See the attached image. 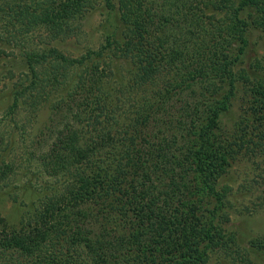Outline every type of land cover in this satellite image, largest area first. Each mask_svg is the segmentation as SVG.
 Listing matches in <instances>:
<instances>
[{"label":"trees","instance_id":"16d2710c","mask_svg":"<svg viewBox=\"0 0 264 264\" xmlns=\"http://www.w3.org/2000/svg\"><path fill=\"white\" fill-rule=\"evenodd\" d=\"M115 1L0 4L1 35L28 48L29 107L51 100L53 89L66 95L50 105L28 159L47 176L71 177L66 195L55 191L27 224L0 218V264H207L213 251L217 264H264V236L243 243L223 228L227 220L215 223L225 208L215 185L232 164L251 162L263 182L255 187L264 185V62L243 78L233 73L252 53L248 27L264 34V0ZM213 4L229 17L207 15ZM95 11L115 20L98 51L71 59L25 43L39 27L48 40L75 33ZM118 61L132 71L124 85L111 80ZM41 66L46 74L37 75ZM238 86L252 127L240 115L221 125ZM22 91L13 92L14 107ZM120 99L129 109L104 121ZM15 172L0 161V181Z\"/></svg>","mask_w":264,"mask_h":264},{"label":"rangeland","instance_id":"374dc122","mask_svg":"<svg viewBox=\"0 0 264 264\" xmlns=\"http://www.w3.org/2000/svg\"><path fill=\"white\" fill-rule=\"evenodd\" d=\"M7 1L10 0H0V4ZM117 2L118 0L115 1V5ZM205 12L220 22L230 15V10L218 8V4L208 7ZM246 12V9L241 11L240 16L245 17ZM106 23H111L112 27L115 26L114 15L107 11H95L81 22L75 33H68L54 40H48V32L43 27H39L37 32L28 34L29 38H25V43L33 42L31 46L33 53H48L49 49L55 48L59 54L66 58L79 59L85 54V50H99L108 34L109 29L103 28ZM0 25L2 26V23ZM246 37L250 44L248 50L250 52L252 50V53L246 56L247 58L242 61L241 66L233 69L236 79L245 77V71L251 63L259 65L264 62V34L261 29L248 27ZM22 47L20 43L14 44L12 47V44L5 40L4 34L0 33V161L13 164L16 171L8 179L0 181V218L5 219V225L14 227L27 224L34 219L35 212L40 213L45 210L48 206V199H53L55 191L66 195L67 180L71 181V177L68 178L67 175L66 179L47 176L34 161L28 159L30 145L36 139L42 125L45 124L50 105L56 104V101L66 95L63 94V90L57 92L53 89L51 100L47 99L40 103L35 110L29 107L28 94L31 92L29 87L31 79L28 69L25 67L27 53L22 50L28 48ZM35 60L34 57H31L32 63ZM118 62H120L119 65L114 68L119 71L118 75L117 77L111 76V80L112 82L116 81L117 84L122 82L124 85V83L127 84L132 71H126L125 62ZM36 71L37 75L46 74L43 66L36 68ZM167 77L165 74L160 76L157 86L162 89V83L167 81ZM73 83L74 81H70V84L73 85ZM22 88L26 91L20 92L17 106L14 107L12 94ZM240 98H242V93L238 86L234 91V97L229 100L230 111L233 112L232 117H223V120H220L222 126L224 124L230 126L229 121H233L235 115L236 118L239 115L244 117V122L240 123L242 127L254 126L250 121L251 118L240 111ZM120 100L122 101V99ZM128 109L124 101L120 108L111 106L108 112L103 113L104 121L111 122L112 117H116ZM241 161L240 164H232L227 176H223L216 182V191L224 195L225 208L217 213L215 223L219 227L221 219L227 220V224L222 226L226 232L236 233L240 241L247 243L254 237L264 236V201L259 199L264 191V185L255 187L254 180L263 183L259 178L260 172L251 165V162ZM260 171H264L263 164H260ZM213 252L214 254H210L207 264H217L215 251Z\"/></svg>","mask_w":264,"mask_h":264}]
</instances>
